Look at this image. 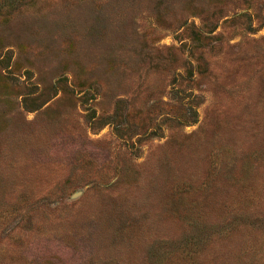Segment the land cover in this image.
Masks as SVG:
<instances>
[{
    "label": "rangeland",
    "instance_id": "374dc122",
    "mask_svg": "<svg viewBox=\"0 0 264 264\" xmlns=\"http://www.w3.org/2000/svg\"><path fill=\"white\" fill-rule=\"evenodd\" d=\"M0 264H264V0H0Z\"/></svg>",
    "mask_w": 264,
    "mask_h": 264
}]
</instances>
